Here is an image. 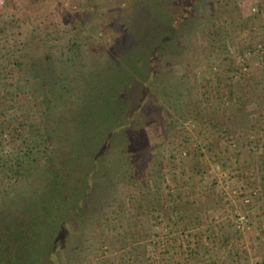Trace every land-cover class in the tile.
<instances>
[{
    "label": "rangeland",
    "instance_id": "obj_1",
    "mask_svg": "<svg viewBox=\"0 0 264 264\" xmlns=\"http://www.w3.org/2000/svg\"><path fill=\"white\" fill-rule=\"evenodd\" d=\"M153 34L141 107L86 185L59 124L88 104L84 72L138 48L143 67ZM37 222L39 264H264V0H0V253L33 256Z\"/></svg>",
    "mask_w": 264,
    "mask_h": 264
},
{
    "label": "trees",
    "instance_id": "obj_2",
    "mask_svg": "<svg viewBox=\"0 0 264 264\" xmlns=\"http://www.w3.org/2000/svg\"><path fill=\"white\" fill-rule=\"evenodd\" d=\"M173 26L174 25H172V28H174ZM158 36L159 35L153 34L151 35V38L145 39L143 41V45L152 49V56H148L144 59L143 67L141 68H138L139 66H136L137 63H135L139 58L145 55L142 52L141 48L135 50L133 54L132 52L130 53V51L127 53L124 52L119 63L117 62L116 57L108 55L107 59H105L104 61L92 65L93 72H91L90 74L84 72L82 74L83 80L86 79L84 81H87V84L90 82V79L88 78H92L87 88L86 94L84 95V98L88 101V104L86 106H77L76 103L78 101L76 100L70 104L68 111L65 112L66 114L68 113V117L66 116L63 119V116H65L66 114H64L63 116L61 115V117L58 116V118L63 119L62 122L60 121L61 123L59 124V127L62 126L63 128L61 130L62 133H64L67 137L70 138L68 147L69 151H84L80 154L83 156L78 159L79 161H76L75 167L77 168L75 171L72 170V173L77 174V172L79 171L81 173V177L84 178V180L86 181V185L93 183V178L96 176L97 159H99L101 156L100 152L106 151L109 146H107V137L113 131L123 130V128L127 124L126 121L131 117H135L136 113L138 112V109H140L141 107L139 106V103L143 101L145 90H148V84L142 83V80L144 79V77H147L152 71V68L149 66L150 63H148L147 60L152 58L155 59L154 51L158 55V58L163 53L161 51L165 38L162 36V38H160ZM69 60H75V58L71 57ZM70 62L72 64H75V61ZM49 71L51 74L46 71L44 72V76L50 74L51 78L49 80H43V84L45 87L48 88L49 84L52 83L50 89L51 94L56 95L57 93L53 89L56 87L60 88V86L64 82H67L66 80L69 79V77L65 79V76H68L66 72L59 73V71L56 70ZM70 72L71 70L68 71V73ZM79 74L80 73L76 70L74 73L71 72L69 75L72 80H78V76L81 75ZM134 74L135 76H133ZM154 76L156 77V75ZM158 79L159 77L157 78V80ZM131 81H133L132 83H134V85L140 84L142 90L140 91L139 95L137 93V90L135 89V99L130 101V92L134 91L132 86L130 87ZM81 92L83 95L84 92ZM47 98L50 99L51 96L46 97V99ZM86 123L88 124V127H92L91 134L94 137H90L91 134H87L86 136L80 135V133L83 132L82 127ZM50 133L51 138L54 137V131ZM96 134H100V137H96ZM103 137L104 139L102 140ZM96 138L97 140L90 142V139L94 140ZM93 151L98 152L92 153ZM75 159L76 157H72L69 162L72 164V161H74ZM60 174L63 173H52L50 175L52 197H49V204H51L49 205V208H51V210L58 209L57 207L61 203L57 204L58 201L56 199L57 197L60 198L61 193H63L61 189L63 187L67 188V185L64 182L68 181H65L66 178H63V175L61 176ZM78 191H80V189L75 190V192ZM94 191L95 190L92 189V192ZM81 193H84V191H81ZM53 194L55 195L53 196ZM76 194L77 193H74L73 197L76 196ZM86 196H88V194H86L84 197L82 194L83 198H85ZM65 213L67 212L62 213L63 219L64 217L68 216V213L67 216ZM69 215H71L70 221H76L78 214L74 213L73 215L70 212ZM29 227L36 229V236L38 234L37 237L32 235L30 241V246L34 245V247L37 248H29L33 250L34 255H29V252L22 246L21 250L23 251L24 262L17 261V251L11 250L10 248L0 253V259L5 258V256H11L16 259L14 261L9 262V264H25L27 262V264H39L38 257H44L43 251L47 250V248H43L44 245L49 247V244L54 241V236L48 245L46 242L45 244L38 246V244H40V241L38 242L37 240L42 238L44 234V231H41L44 228V225H41V223L37 222L36 224L31 223ZM10 237L12 238L13 236Z\"/></svg>",
    "mask_w": 264,
    "mask_h": 264
}]
</instances>
